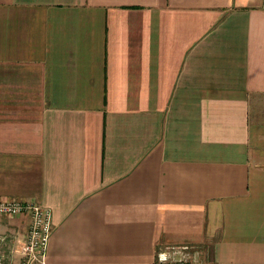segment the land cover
Masks as SVG:
<instances>
[{"label":"crops","instance_id":"1","mask_svg":"<svg viewBox=\"0 0 264 264\" xmlns=\"http://www.w3.org/2000/svg\"><path fill=\"white\" fill-rule=\"evenodd\" d=\"M0 200L46 264H264V0H0Z\"/></svg>","mask_w":264,"mask_h":264},{"label":"built area","instance_id":"2","mask_svg":"<svg viewBox=\"0 0 264 264\" xmlns=\"http://www.w3.org/2000/svg\"><path fill=\"white\" fill-rule=\"evenodd\" d=\"M23 214L29 216L30 224L20 249L22 258L18 264H46V250L52 230L50 211L33 202L0 200V215L16 218ZM0 264L9 263L0 261Z\"/></svg>","mask_w":264,"mask_h":264}]
</instances>
